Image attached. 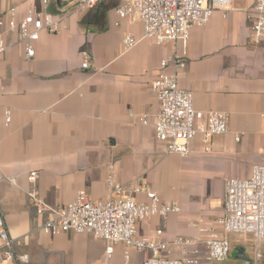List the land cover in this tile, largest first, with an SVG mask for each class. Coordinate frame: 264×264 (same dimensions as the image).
I'll list each match as a JSON object with an SVG mask.
<instances>
[{"label":"crops","instance_id":"obj_1","mask_svg":"<svg viewBox=\"0 0 264 264\" xmlns=\"http://www.w3.org/2000/svg\"><path fill=\"white\" fill-rule=\"evenodd\" d=\"M29 1L0 2V20L8 21L11 8L24 17ZM33 1L38 15L52 14L62 29L41 34L32 60L7 25L0 28L10 45L0 56V208L9 235L21 242L17 253L29 254L31 264L125 262L123 245L108 256L107 242L91 234H46L45 217L27 194L32 172L39 174L40 196L58 209L81 191L94 203L106 202L111 175L124 185L143 178L162 201L181 208L136 224L139 237L156 242L171 244L215 224L223 215L227 181L248 179L255 166L264 167V44L255 41L252 13L257 0L235 1L227 17L216 12L205 26L191 29L179 86L194 92L196 110L228 114L229 131L208 144L196 137L187 158L168 154L152 126L160 109L153 82L175 44L160 46L145 38L141 21L118 15L122 0H100L77 12L74 0H49L47 6ZM127 34L139 41L131 50L123 45ZM84 52L90 55L89 69L83 68ZM143 115L151 124H141ZM246 237L258 248L250 264H264V239ZM169 248V257L179 259L178 249ZM137 253L140 264L150 256Z\"/></svg>","mask_w":264,"mask_h":264},{"label":"built area","instance_id":"obj_2","mask_svg":"<svg viewBox=\"0 0 264 264\" xmlns=\"http://www.w3.org/2000/svg\"><path fill=\"white\" fill-rule=\"evenodd\" d=\"M5 0H0V2ZM100 0H74L75 11L92 9ZM235 1L242 0H122L117 13L121 18L127 17L132 22L141 21L144 25V37L152 39L162 46L174 43L171 57L162 60V72L153 82L159 101V111L154 116L152 126L157 141L165 146L168 154L187 158L192 152L193 140L200 136L208 144L214 135L229 131V116L226 113L212 111L204 113L194 107V92L179 86V73L186 68L187 48L191 29L205 26L216 12L227 17L228 9ZM47 6L49 0H43ZM34 1H29L26 15L18 17L16 8L9 10V19L0 20V28L5 25L8 32L17 36L16 44L23 47L27 61L36 54L35 43L41 34H57L61 31V20L52 14L38 15ZM254 16L253 33L257 44H264V0H257L252 11ZM133 34H127L123 45L131 50L138 44ZM10 45L5 35L0 32V56ZM83 68H91L90 55L83 53ZM171 66L172 72H166ZM6 123L11 122V110H6ZM141 124H151L149 117H139ZM210 148L207 146L206 151ZM1 157V147H0ZM37 172H32L29 180L32 188L27 192L38 215L45 217L42 226L49 235L61 233L91 234L103 239L108 246L106 253L111 256L114 247L126 248L125 262L131 264L129 250L139 253L149 252L142 264H210L228 259L231 252L229 234H253L260 242L264 239V167L255 166L251 176L245 180H228L226 183L225 207L222 217L215 223L201 226L199 234L192 237H177L174 242L161 243L151 238L139 237L136 224L157 216L178 214V203L164 202L143 178H137L127 185L117 182L109 176L112 196L103 203H94L89 195L81 191L76 198L58 209L49 205L39 194L36 183ZM0 168V183L2 182ZM145 194L146 201L133 199L134 194ZM161 232L159 231V234ZM0 262L14 264H31L29 254L17 253L20 240L12 238L5 226V219L0 208ZM174 245L180 254L179 259H171L170 246Z\"/></svg>","mask_w":264,"mask_h":264},{"label":"rangeland","instance_id":"obj_3","mask_svg":"<svg viewBox=\"0 0 264 264\" xmlns=\"http://www.w3.org/2000/svg\"><path fill=\"white\" fill-rule=\"evenodd\" d=\"M231 243V252L229 258L222 262L213 261L210 264H250L256 262V253H257V243L247 239L246 234L244 233H232ZM244 250L243 256H241V251ZM132 260L131 264H140V258L142 255L138 254L134 249L130 250ZM244 257V258H242ZM5 264H14L5 263Z\"/></svg>","mask_w":264,"mask_h":264}]
</instances>
